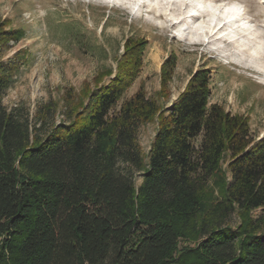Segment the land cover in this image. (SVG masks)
<instances>
[{
    "label": "trees",
    "instance_id": "obj_1",
    "mask_svg": "<svg viewBox=\"0 0 264 264\" xmlns=\"http://www.w3.org/2000/svg\"><path fill=\"white\" fill-rule=\"evenodd\" d=\"M8 22H0V264H264V136L211 102L208 68L169 107L170 56L157 96L140 87L118 108L135 50H144L129 38L115 74L106 68L67 93L66 120L54 121L51 102L34 119L2 101L16 70L3 45L23 36ZM155 120L144 153L139 133Z\"/></svg>",
    "mask_w": 264,
    "mask_h": 264
},
{
    "label": "rangeland",
    "instance_id": "obj_2",
    "mask_svg": "<svg viewBox=\"0 0 264 264\" xmlns=\"http://www.w3.org/2000/svg\"><path fill=\"white\" fill-rule=\"evenodd\" d=\"M212 1L218 5L237 3L255 28L264 29V2H261L264 0ZM173 3L175 17L182 16L183 30L191 27L185 6L180 0ZM205 6L202 13L208 10ZM143 9L142 4L133 9L118 0H0V22L8 20L7 29L23 32L20 39L12 38L3 45L4 60H12L16 68L13 83L2 99L4 105L8 109L23 107L36 119L42 106L56 103L54 121L66 120L67 93L70 90L79 93L85 81L92 82L106 68H112L115 74L127 39L134 38L144 42L141 47L144 50L142 53L135 50L138 68L118 108L140 87L156 97L162 65L172 56L176 66L169 82L166 106L170 107L185 90L192 74L205 67L211 71V102L223 105L234 114L247 116L253 136L257 140L263 138L264 80L261 78L264 75L249 60L262 59L248 56L245 47V53L238 48L244 42H250L251 46L254 39L207 44L203 39L199 44L194 43L180 33V24L172 18ZM204 14L208 20L207 13ZM261 54L264 58V52ZM157 127L155 120L141 128L139 140L144 153L149 152ZM259 212L254 211V215ZM233 221L236 224L239 220L234 216ZM186 243L194 246L193 242Z\"/></svg>",
    "mask_w": 264,
    "mask_h": 264
},
{
    "label": "bare ground",
    "instance_id": "obj_3",
    "mask_svg": "<svg viewBox=\"0 0 264 264\" xmlns=\"http://www.w3.org/2000/svg\"><path fill=\"white\" fill-rule=\"evenodd\" d=\"M118 1L121 2V5L126 3H128V5L130 4L133 9H136L138 5L142 4L144 8L143 10L153 12L157 16H164L167 19L172 18L174 23L180 24L181 30L185 28L184 25L181 24L182 16L175 17L174 15V11L172 10L174 5L173 0ZM180 2L182 6H185L187 17H189L188 19L191 23V27H186L187 29L183 30V32L180 30V33L191 38L194 40V43L198 44L203 41V39H205L206 42H239L252 38L254 40L252 41L251 46H249L250 42L248 44L244 42L243 44L241 43L238 48L244 52L243 49L245 47L247 49V54H249L248 56L254 55L257 58L260 57L262 59L256 61L257 59L250 58L249 60L252 65L259 71L263 72L262 74L264 75V58H262L261 54L264 52V29L255 28V26L243 16L241 13L242 9L237 3L231 2L218 5L212 0L210 2H207L206 0H180ZM186 4L188 5L186 6ZM205 5H207L208 10L203 11L207 13L206 16L208 17V20L205 19V14L201 11L202 8L206 7ZM243 56L246 55L243 54ZM261 79L264 80V77L262 76Z\"/></svg>",
    "mask_w": 264,
    "mask_h": 264
}]
</instances>
